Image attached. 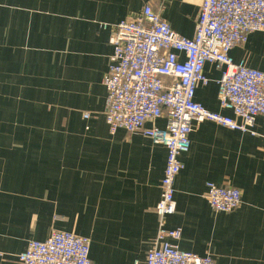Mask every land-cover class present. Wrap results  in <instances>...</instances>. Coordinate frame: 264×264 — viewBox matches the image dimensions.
I'll list each match as a JSON object with an SVG mask.
<instances>
[{"label": "crops", "instance_id": "0c3cea01", "mask_svg": "<svg viewBox=\"0 0 264 264\" xmlns=\"http://www.w3.org/2000/svg\"><path fill=\"white\" fill-rule=\"evenodd\" d=\"M201 2L0 0V264H21L27 242L53 230L87 238L93 264H145L167 149L140 133L109 132L103 76L112 27L101 24L134 19L150 5L191 38ZM230 56L264 72V32L250 33ZM220 74L205 64L208 83L195 101L233 117L217 99ZM189 139L165 228L180 230V250L214 264H264V118L251 132L203 121ZM207 182L236 187L240 205L212 210Z\"/></svg>", "mask_w": 264, "mask_h": 264}, {"label": "built area", "instance_id": "2783aa9c", "mask_svg": "<svg viewBox=\"0 0 264 264\" xmlns=\"http://www.w3.org/2000/svg\"><path fill=\"white\" fill-rule=\"evenodd\" d=\"M101 26L112 27L113 51L103 76L109 132L140 133L167 149L155 205L158 229L145 264H214L210 255L180 250L176 243L180 230L166 229L164 222L176 211L174 184L183 168L180 156L190 147L193 124L211 121L251 132L256 117L264 118V72L230 56L231 49L244 44L250 33L264 32V0H202L191 38L172 30L150 5L134 19ZM206 63L220 70L217 99L233 117L209 111L195 101L197 87L208 83ZM158 118L165 119L163 127L153 124ZM205 198L216 212H231L241 203L236 187L212 182L206 183ZM89 245L85 237L53 230L45 240H29L17 258L21 264H93Z\"/></svg>", "mask_w": 264, "mask_h": 264}]
</instances>
